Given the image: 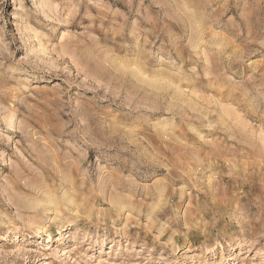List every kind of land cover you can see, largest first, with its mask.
Returning a JSON list of instances; mask_svg holds the SVG:
<instances>
[{"label":"rangeland","instance_id":"rangeland-1","mask_svg":"<svg viewBox=\"0 0 264 264\" xmlns=\"http://www.w3.org/2000/svg\"><path fill=\"white\" fill-rule=\"evenodd\" d=\"M0 264H264V0H0Z\"/></svg>","mask_w":264,"mask_h":264}]
</instances>
